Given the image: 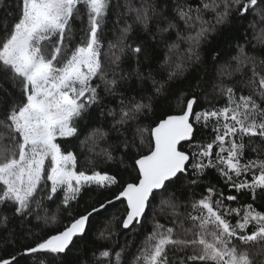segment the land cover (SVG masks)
I'll return each mask as SVG.
<instances>
[{
  "label": "snow or ice",
  "instance_id": "6c2138e0",
  "mask_svg": "<svg viewBox=\"0 0 264 264\" xmlns=\"http://www.w3.org/2000/svg\"><path fill=\"white\" fill-rule=\"evenodd\" d=\"M261 5L264 0H173L169 14L157 0H116L115 38L108 39L112 0H15V9L0 16V206L30 225L31 243L22 255L32 264H264V55L256 52L264 49ZM246 19L251 37L246 30L236 54L216 68L213 93L224 104L206 100L196 110L200 92L189 95L173 83L201 63L210 34ZM136 29L163 43L157 68L151 67L156 50L133 39ZM126 58L135 62L129 70L122 67ZM218 60L217 53L213 67ZM133 78L138 95L118 91ZM195 87L203 92L206 83ZM101 88L105 96L119 95V110L101 109L100 118L111 123L88 128L92 109L104 103ZM82 128H88L80 141L89 154L85 167L59 142L77 138ZM101 141L108 147L100 148ZM97 156L119 159L125 171L132 161L129 178L96 167ZM209 170L219 186L205 182ZM197 186H203L199 198ZM178 187L191 192L187 203ZM86 193L91 202L82 206ZM58 195L49 211L46 205ZM117 203L110 220L96 221L105 223L96 240L110 243L81 249L75 241L87 235L93 217ZM9 222L0 214V264H18V255L5 251ZM119 232L123 244L114 239ZM141 232L147 235L132 255L135 245L127 237Z\"/></svg>",
  "mask_w": 264,
  "mask_h": 264
},
{
  "label": "trees",
  "instance_id": "16d2710c",
  "mask_svg": "<svg viewBox=\"0 0 264 264\" xmlns=\"http://www.w3.org/2000/svg\"><path fill=\"white\" fill-rule=\"evenodd\" d=\"M160 7L165 9L167 13H171V9L173 7V0H157ZM116 0H112V8L110 9L109 16H108V39H114V35L112 33V29L114 27L113 21L115 20V12L117 11L116 7ZM264 6V5H261ZM15 9V0H0V16L4 15L7 12H11ZM252 18V13H249L248 19ZM238 26L236 28H230L228 26H224L223 28L218 29L215 33L210 34L207 39L204 41V43L201 45V49L199 51L200 60L201 63L193 65L192 68H189L186 73V79L181 78L177 82H174L172 85L173 89H180L182 91H187L189 95L193 91L200 92L199 95V102L195 105L196 110H200L202 107L207 106L206 100L211 101L214 105L222 106L225 102L224 98L218 96L217 94L213 93V84L216 82V68H218L221 64H223L230 56L236 54V47L237 44H243L245 42V32L247 30V36L248 38L251 37L252 33L251 30L247 29V19L244 21H235ZM78 26V25H77ZM181 28H183V24L181 23ZM156 30V25L153 23L152 25V31ZM138 38L139 40H144L145 45L148 49H155L154 55L151 57V67L157 68L159 63L164 58V52L165 48L163 43H157L156 41H153L150 38V34L148 36H145L144 33H142L139 29H136V31L133 34V39ZM171 38H175V33L173 32L171 35ZM105 50H107V40L105 41ZM249 52H252V46L251 44L248 45ZM257 54L264 55V49H256ZM219 54V60L215 61V67H213V56L216 54ZM107 64V61L105 62ZM135 66V62L132 59L126 58L125 64L122 65V67L125 70H129L132 67ZM148 62H144V68L145 70L148 67ZM195 69V70H193ZM160 78V77H157ZM236 79H239V77H236ZM198 81H204L206 83V89L201 92L199 88L195 87ZM98 82V81H97ZM190 85L192 86L190 88ZM101 95L105 96L103 88H101ZM118 91H125L126 95L132 96V95H138L139 89H138V81L133 78L129 81L124 82L121 89ZM247 94V90H245V93ZM119 95L112 97V96H105L103 105H97L94 106L92 109L93 116L95 119L90 121L88 123V128L96 127L99 124H104L105 127H107L111 120L110 118L108 120H103L100 118V110L103 109L105 112H107L108 109H116L119 110ZM186 103V101H185ZM160 111H162V106L158 105L156 107V113L159 115ZM172 111H176L175 109V102H173L172 105ZM171 114V113H170ZM143 123H146V121H143ZM88 128H82L80 131V134L77 138H69V139H60L59 142L68 150H74L75 153L78 156L79 160V166L85 167L86 164V158L88 157V153L86 150H82L80 146V141L83 140L84 136L86 135ZM134 131V125H129L127 129V135L129 138L132 137ZM115 133L112 134L113 140L115 139ZM108 147V142L101 141L100 142V148H106ZM99 151V149H97ZM144 151H147V145L144 147ZM119 156V153H114ZM251 158V157H249ZM95 161L96 167L100 169L108 170L112 173L119 174L120 178L123 180H127L129 178V173L131 171V163L132 161H126V164L129 165L128 171L124 170V165H121L119 159L116 161H106L102 157H93ZM205 182H211L213 184L220 185V181L218 180V177L214 170H209L207 175L204 177ZM172 187V186H170ZM113 191H116V189H113ZM196 193L195 198H199V194L203 191V186H197L194 189ZM225 193H228V190L225 189ZM177 195L181 196L184 203H187V197H190L191 192H185L182 188H177ZM60 196L58 195L56 197V200L51 202L50 204H47L46 207H48L49 211H52L56 207V203L59 201ZM90 196L89 194H84L80 198V204L83 206L86 203H90ZM244 203L251 202V198L249 197L247 200H243ZM158 203V201L156 202ZM232 207H237L236 203H232ZM255 206V205H254ZM75 207V205H74ZM120 208V204L117 203L113 205L112 207H109L105 212H102L99 216L93 217V220L90 222L88 226V232L87 235L81 239H76V244L83 249L84 245L87 244L88 248H92L94 244L104 245L105 243H110V241H104V240H96V235L98 232L104 228L105 223H99L97 224L96 221H104L107 222L111 219L112 214L116 211V209ZM259 210H264V208H261ZM181 211H185V209L182 207ZM0 214H5L10 217V222L8 224V233L5 234V237L9 243L10 247H8L5 251L6 252H12L14 254L18 255V264H32L33 258L31 256H24L22 255L23 251V245L30 244L31 243V237L28 236L27 230L30 227L28 223H21L18 219L15 217H12L11 215V207L8 206H0ZM43 215V212H41ZM161 223H166V220L163 216H158ZM32 224H35V217H30ZM118 228V225H117ZM147 231H151V227L149 226L147 228ZM147 235V232H141L138 235L132 236L129 235L127 239L131 240L134 243V247L129 248V252L134 255L137 251V249L141 246V244L144 241L145 236ZM114 239L118 240L120 244H123L125 242V235L123 232H119L117 237H114ZM0 248H4L3 240L0 239ZM3 254V253H0ZM129 260L131 259V256L128 257Z\"/></svg>",
  "mask_w": 264,
  "mask_h": 264
}]
</instances>
